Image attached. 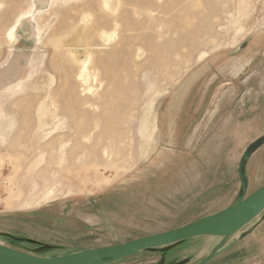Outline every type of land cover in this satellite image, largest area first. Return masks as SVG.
Segmentation results:
<instances>
[{"label":"rangeland","instance_id":"1","mask_svg":"<svg viewBox=\"0 0 264 264\" xmlns=\"http://www.w3.org/2000/svg\"><path fill=\"white\" fill-rule=\"evenodd\" d=\"M49 1L0 0V243L57 257L231 205L240 159L264 136V0ZM26 14L33 22L11 43L9 30ZM83 31L88 84L69 52ZM192 79L189 103L200 98L207 115L200 137H161L142 156L146 106L155 101L158 125L164 104ZM262 153L264 145L247 162V195L264 185V163L252 184ZM238 238L209 264H264V212L229 243ZM219 242L203 236L114 264H195Z\"/></svg>","mask_w":264,"mask_h":264},{"label":"water","instance_id":"2","mask_svg":"<svg viewBox=\"0 0 264 264\" xmlns=\"http://www.w3.org/2000/svg\"><path fill=\"white\" fill-rule=\"evenodd\" d=\"M262 145H264V136L243 153L239 163L240 193L231 205L219 212L178 228L122 244L87 249L57 257L41 256L19 250L10 244L0 243V264H114L145 251L171 247L190 239L203 236L220 238V242L204 258L195 263L209 264L238 243L241 238L233 243L229 242L264 212V185L247 195L248 180L245 173L248 160ZM259 225L260 221L250 229L249 233L254 232ZM0 240H3L2 237Z\"/></svg>","mask_w":264,"mask_h":264},{"label":"crops","instance_id":"3","mask_svg":"<svg viewBox=\"0 0 264 264\" xmlns=\"http://www.w3.org/2000/svg\"><path fill=\"white\" fill-rule=\"evenodd\" d=\"M208 56L209 54L205 53L204 55L201 56L199 61H203L207 59ZM246 63L238 66L237 69L238 74H241L244 71L245 67L247 66ZM191 82H193V79L189 83L185 82L182 86L178 87V89L174 92L171 101L164 104V107L162 108L161 114L158 119V125H157V118L155 115V120H154L155 128L160 135L159 146L161 144V137H165L166 140L168 139L169 141L176 140L175 137H181V139H185V141L190 140L191 142L193 141L192 139L193 137H200V133L202 132L200 120H202L205 116L207 118V115L204 114L203 112L202 109L203 105H202V101H200V98L198 101H196L197 98H194L193 99L194 104L189 103L190 101H192L190 95L193 90L192 89L193 85ZM174 86H172L171 90L167 94H169L174 89ZM185 98L187 99L186 101L181 100ZM216 112H217V107H215L213 111L210 110L209 114L211 115V117H213ZM159 146L157 147L155 152L159 149ZM148 157L149 155L147 156V158ZM252 157L253 156H251V158ZM262 163H264V153H262L257 163H255V165L253 166L252 184L257 179L258 171L260 168H262L261 167ZM33 200L34 199L27 200L24 206H26V204L29 201L33 202ZM45 204H47V202L42 203L32 209H39L41 206ZM32 209H25V210H32Z\"/></svg>","mask_w":264,"mask_h":264},{"label":"bare ground","instance_id":"4","mask_svg":"<svg viewBox=\"0 0 264 264\" xmlns=\"http://www.w3.org/2000/svg\"><path fill=\"white\" fill-rule=\"evenodd\" d=\"M40 4H46L48 2H50L49 0H37ZM36 2V1H35ZM28 22V23H32L33 20L30 16L26 15H22L18 21L16 22V24L9 30L7 37L8 39L11 40V43H16L18 41V33L17 30L18 28L24 23V22ZM24 26V25H23ZM83 33L78 34L77 36L74 37L73 39V43L71 45V47H69V52L72 55L73 59L79 64L81 65V69L77 75V79L78 80H82L81 82H85V83H89V80L91 78V73L90 71H88V63H89V56L88 57L84 54L87 52V44L84 43V45L82 44L83 42ZM33 35V34H32ZM85 40V39H84ZM37 46H41L42 44V40L40 37L36 36V41ZM35 44V43H34ZM55 46V45H54ZM93 46V45H91ZM90 47V46H89ZM55 48H58L57 46H55ZM82 53V54H81ZM205 53H203L204 55ZM84 56V59L82 58ZM83 59V60H82ZM90 70V69H89ZM242 71V70H241ZM93 80L96 81V77H93ZM87 83V84H88ZM86 84V85H87ZM84 85V84H83ZM85 85V86H86ZM88 86V85H87ZM83 88V87H82ZM84 89V88H83ZM86 89V88H85ZM88 89V88H87ZM86 89V90H87ZM85 90V91H86ZM92 90V89H91ZM171 90V88L169 87L168 89H166L164 91V93H168ZM84 91V90H83ZM163 92V91H162ZM86 93V92H85ZM89 93V92H88ZM155 105V101H151L147 106L146 109L143 112V116H142V123H141V129H140V136H141V155L142 156H151L155 150L157 149V147L159 146L160 143V135L158 133V131L155 128V122H154V118L153 116H151L152 113V108ZM129 120L127 119V122ZM132 121L128 122L131 124ZM127 125V124H126ZM129 125V124H128ZM125 126V125H124ZM127 127V126H126ZM129 127V126H128ZM130 129V128H129ZM128 129V130H129ZM125 130V128H124ZM127 130V129H126ZM125 130V132H126ZM117 131V130H116ZM123 132V130H121ZM120 132V134L122 133ZM123 134V133H122ZM125 134V133H124ZM129 134V132H128ZM122 137H125L122 135ZM128 139V138H126ZM125 142V140H124ZM126 143H124L125 145ZM124 150V149H122ZM104 154L107 156L108 155V149L106 151H104ZM34 201V200H33ZM33 202L29 201L26 206H32ZM114 213V212H113ZM112 213V214H113Z\"/></svg>","mask_w":264,"mask_h":264},{"label":"flooded vegetation","instance_id":"5","mask_svg":"<svg viewBox=\"0 0 264 264\" xmlns=\"http://www.w3.org/2000/svg\"><path fill=\"white\" fill-rule=\"evenodd\" d=\"M163 264H170V263H165V261H164V263Z\"/></svg>","mask_w":264,"mask_h":264}]
</instances>
